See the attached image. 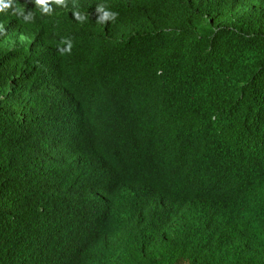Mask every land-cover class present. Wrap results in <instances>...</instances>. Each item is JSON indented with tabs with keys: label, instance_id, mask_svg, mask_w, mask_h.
Returning a JSON list of instances; mask_svg holds the SVG:
<instances>
[{
	"label": "trees",
	"instance_id": "trees-1",
	"mask_svg": "<svg viewBox=\"0 0 264 264\" xmlns=\"http://www.w3.org/2000/svg\"><path fill=\"white\" fill-rule=\"evenodd\" d=\"M17 2L0 264H264V0Z\"/></svg>",
	"mask_w": 264,
	"mask_h": 264
},
{
	"label": "clouds",
	"instance_id": "clouds-1",
	"mask_svg": "<svg viewBox=\"0 0 264 264\" xmlns=\"http://www.w3.org/2000/svg\"><path fill=\"white\" fill-rule=\"evenodd\" d=\"M35 4V8H38L42 15H52L53 8L52 5L55 4L61 8H67V0H33ZM98 14L97 23L107 24L108 22H115L119 13L112 12L106 9L104 5H97L95 9ZM0 14L4 15H12L17 18H22L25 22H33L34 17L32 11L25 13V6H22L17 2V0H0ZM73 18L79 23H84L88 20V15L82 14L79 11L78 5L73 0V10H72ZM7 29L4 27L3 23H0V35H6ZM21 39H24L21 36ZM64 45L63 48L58 47L57 51L63 54H70L72 48V42L70 39H64L61 41ZM159 74V73H158Z\"/></svg>",
	"mask_w": 264,
	"mask_h": 264
}]
</instances>
